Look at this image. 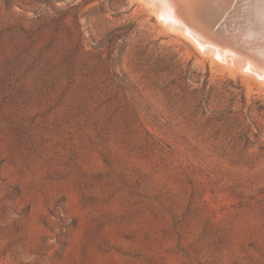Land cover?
<instances>
[{"label":"rangeland","instance_id":"rangeland-1","mask_svg":"<svg viewBox=\"0 0 264 264\" xmlns=\"http://www.w3.org/2000/svg\"><path fill=\"white\" fill-rule=\"evenodd\" d=\"M227 66L138 0H0V264H264V85Z\"/></svg>","mask_w":264,"mask_h":264},{"label":"bare ground","instance_id":"bare-ground-1","mask_svg":"<svg viewBox=\"0 0 264 264\" xmlns=\"http://www.w3.org/2000/svg\"><path fill=\"white\" fill-rule=\"evenodd\" d=\"M138 1L167 31L189 42L202 56L264 85V0H181L182 7L178 0ZM185 9L194 15L193 23L186 19ZM198 20L207 23L217 37ZM215 30L224 31L229 39Z\"/></svg>","mask_w":264,"mask_h":264},{"label":"trees","instance_id":"trees-1","mask_svg":"<svg viewBox=\"0 0 264 264\" xmlns=\"http://www.w3.org/2000/svg\"><path fill=\"white\" fill-rule=\"evenodd\" d=\"M176 96V95H175ZM205 96V97H204ZM185 102L186 107L190 111L189 117L195 118L199 111H202L201 115L204 117L203 122H205V129H209L211 125H219L221 120L216 117L214 112H209V115L206 116L207 108H209V93L207 95L203 93H199L197 90H193L191 93V98L186 99L185 97L182 98ZM242 141L247 143L246 133H242L239 135L237 140H233L230 146H236L240 144Z\"/></svg>","mask_w":264,"mask_h":264},{"label":"water","instance_id":"water-1","mask_svg":"<svg viewBox=\"0 0 264 264\" xmlns=\"http://www.w3.org/2000/svg\"><path fill=\"white\" fill-rule=\"evenodd\" d=\"M180 1H181V0H178V1H176V2H178L179 5L182 7V6H183V5H182L183 3H180ZM188 7H189V6H188ZM188 7H186V9H188ZM186 9H185V12H184L185 16L187 17L186 19H188L189 22H192V23H193L194 15H192L191 13H189V11H186ZM191 10L194 11V9H192V7H191ZM174 11H175L176 14H178V13H177L178 10H177V8H176L175 6H174ZM192 13H193V12H192ZM190 15H192V16L190 17ZM198 21H199V20H198ZM199 23H200L201 26H203V28H204L206 31L213 33L212 35L215 36V37H217V35L214 34V31L211 29V27L208 26L207 23H204V24H203V23H201L200 21H199ZM200 30H201V29H200ZM206 31H205V32H206ZM203 32H204V31H203ZM205 32H204V33H205ZM215 32L218 33V36H220V37L222 36V38H224V39H229V35L227 36V34H226L224 31H218V30H215ZM206 34H208V33L206 32ZM234 44H235V43H234ZM236 44H237V43H236Z\"/></svg>","mask_w":264,"mask_h":264}]
</instances>
